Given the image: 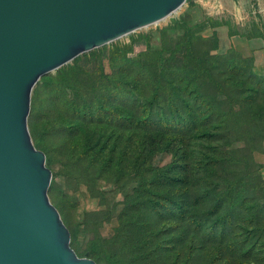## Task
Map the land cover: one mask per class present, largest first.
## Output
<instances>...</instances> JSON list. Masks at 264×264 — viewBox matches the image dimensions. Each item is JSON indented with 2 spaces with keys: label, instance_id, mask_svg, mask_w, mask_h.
I'll return each mask as SVG.
<instances>
[{
  "label": "trees",
  "instance_id": "obj_1",
  "mask_svg": "<svg viewBox=\"0 0 264 264\" xmlns=\"http://www.w3.org/2000/svg\"><path fill=\"white\" fill-rule=\"evenodd\" d=\"M173 22L171 48L146 63L124 56L110 77L98 68L104 82L87 79L77 55L41 75L26 123L40 117L48 128L50 178L95 197L99 180L123 190L107 237L98 228L110 211L84 213L94 234L83 252L96 263L264 264L262 163L251 159L264 140V76L249 55L214 51L215 35ZM162 153L169 159L155 163Z\"/></svg>",
  "mask_w": 264,
  "mask_h": 264
},
{
  "label": "water",
  "instance_id": "obj_2",
  "mask_svg": "<svg viewBox=\"0 0 264 264\" xmlns=\"http://www.w3.org/2000/svg\"><path fill=\"white\" fill-rule=\"evenodd\" d=\"M183 0H0V264H98L78 256L31 141L30 91L77 54L154 23Z\"/></svg>",
  "mask_w": 264,
  "mask_h": 264
},
{
  "label": "rangeland",
  "instance_id": "obj_3",
  "mask_svg": "<svg viewBox=\"0 0 264 264\" xmlns=\"http://www.w3.org/2000/svg\"><path fill=\"white\" fill-rule=\"evenodd\" d=\"M245 2L247 3L245 6L251 8V12L257 7V4H264V0H246L241 4L244 6ZM239 4L240 0H183L175 10L165 17L154 23L136 28L100 46L83 51L77 54L76 61L82 65L84 74L88 77L87 79L104 82L101 75L104 73L110 77L111 73L116 70L114 68L121 63L124 56L146 63L160 47H164V49L171 48L177 41L179 33L175 28L168 25H172L177 18H181L188 25L196 24L193 34L201 37L215 35L206 31L207 27L212 26L210 23L215 20L225 22L229 30L236 31L235 19L225 7L233 9L234 6ZM244 11H246V8H244ZM214 50L221 52L218 49ZM98 68L103 73L98 75ZM53 70L49 72L53 73ZM26 124H29V135L32 143H35L38 148L47 146V152L52 158L47 165L51 172L56 171L58 169L56 154L50 151V148L48 149V141L51 137L46 132L48 128L45 122L38 117L35 120L32 119V122L29 119ZM168 159L169 154L162 153L157 154L153 160L155 163L161 164ZM251 159L255 163L264 160V140L259 143L257 150L252 151ZM262 165L259 168V174L264 189V167ZM96 185L103 191L100 197L90 196L81 184L73 189V186L67 184L60 174L53 175L49 181L48 198L55 205L62 222L71 231L73 250L78 256L89 255L83 252V248L88 239L94 234V232H91L92 225L82 223L86 211L98 208H105L110 211L112 216L98 228L99 234L104 238L110 235L111 228L116 224L115 216L120 208L119 201L122 198L121 193L123 190L102 180L97 181ZM168 236V234L163 235L164 238H169ZM96 261L98 264H103L102 259Z\"/></svg>",
  "mask_w": 264,
  "mask_h": 264
},
{
  "label": "crops",
  "instance_id": "obj_4",
  "mask_svg": "<svg viewBox=\"0 0 264 264\" xmlns=\"http://www.w3.org/2000/svg\"><path fill=\"white\" fill-rule=\"evenodd\" d=\"M243 1L240 0V4L233 9L225 7L235 19L237 29L235 32L228 34V28L223 23L207 27L206 31L216 35L215 49L223 51L232 47L243 55H249L251 57L250 71L254 75L264 76V4H257L254 12H251V8L245 6L246 2L244 6L241 4ZM259 162L264 167V160Z\"/></svg>",
  "mask_w": 264,
  "mask_h": 264
}]
</instances>
